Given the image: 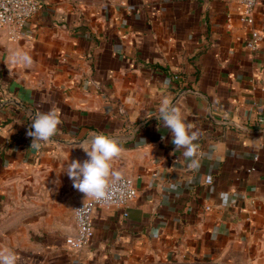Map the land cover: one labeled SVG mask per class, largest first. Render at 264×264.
Segmentation results:
<instances>
[{
  "label": "crops",
  "instance_id": "crops-1",
  "mask_svg": "<svg viewBox=\"0 0 264 264\" xmlns=\"http://www.w3.org/2000/svg\"><path fill=\"white\" fill-rule=\"evenodd\" d=\"M241 11L236 0H42L19 41L0 30V249L18 264H264V0L252 27ZM16 52L31 64L10 63ZM164 97L201 131L199 169L159 118ZM50 108L56 134L32 147L31 118ZM96 133L120 141L112 170L138 195L96 209L91 246L74 251V208L90 197L63 171Z\"/></svg>",
  "mask_w": 264,
  "mask_h": 264
},
{
  "label": "clouds",
  "instance_id": "clouds-1",
  "mask_svg": "<svg viewBox=\"0 0 264 264\" xmlns=\"http://www.w3.org/2000/svg\"><path fill=\"white\" fill-rule=\"evenodd\" d=\"M10 63L31 64V57L26 53L16 52L9 57ZM167 83V82H165ZM159 118L163 120L164 127L172 134V143L175 149H183V156L189 161V169H199V145L196 141L201 136L199 129H194L188 123L181 110L173 105L168 97L162 98L159 108ZM32 122L26 133L33 138L32 147L38 146L40 142H47L56 134L60 118L58 110L50 108L47 112H40L31 118ZM81 148L88 157L83 162L79 159L67 162L65 172L73 182V187L85 194L86 198L92 197L102 200L107 197L110 178L119 180L121 174L112 170L111 162L117 158L122 147L120 141L104 133L93 134L89 139L84 140ZM209 182L211 178L209 177ZM221 201L226 205L229 200V193H220ZM0 264H18L17 255L7 248L0 249Z\"/></svg>",
  "mask_w": 264,
  "mask_h": 264
},
{
  "label": "built area",
  "instance_id": "built-area-1",
  "mask_svg": "<svg viewBox=\"0 0 264 264\" xmlns=\"http://www.w3.org/2000/svg\"><path fill=\"white\" fill-rule=\"evenodd\" d=\"M236 2L242 8L240 22L252 27L260 0H236ZM41 8L42 0H0V30L7 29L9 39L12 42L19 41L24 36L28 24L37 16ZM261 42L260 32L252 30L247 48L256 51ZM137 195L135 180L130 177H120L119 180L110 179L105 199L96 200L90 197L87 201L79 203L74 208L76 235L68 241L69 248L74 251H84L91 246L95 237L93 217L96 209H127Z\"/></svg>",
  "mask_w": 264,
  "mask_h": 264
}]
</instances>
